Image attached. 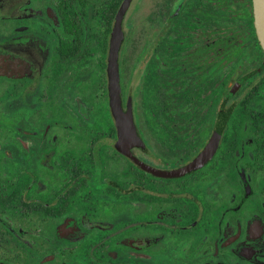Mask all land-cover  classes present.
Listing matches in <instances>:
<instances>
[{"label":"flooded vegetation","instance_id":"flooded-vegetation-1","mask_svg":"<svg viewBox=\"0 0 264 264\" xmlns=\"http://www.w3.org/2000/svg\"><path fill=\"white\" fill-rule=\"evenodd\" d=\"M123 1L0 0V264H264L252 0H130L113 113Z\"/></svg>","mask_w":264,"mask_h":264},{"label":"water","instance_id":"water-1","mask_svg":"<svg viewBox=\"0 0 264 264\" xmlns=\"http://www.w3.org/2000/svg\"><path fill=\"white\" fill-rule=\"evenodd\" d=\"M130 0H124L118 13L115 21V25L111 34L110 40V50L108 57V77H109V93L111 108L113 113L117 108L114 104L118 102L117 87H116V77H117V52L122 41V32H121V20L123 14L126 11V8ZM253 8V24L255 29V34L259 45L264 53V0H252ZM203 152L197 159L196 162H200L206 159V155Z\"/></svg>","mask_w":264,"mask_h":264},{"label":"rangeland","instance_id":"rangeland-1","mask_svg":"<svg viewBox=\"0 0 264 264\" xmlns=\"http://www.w3.org/2000/svg\"><path fill=\"white\" fill-rule=\"evenodd\" d=\"M145 4L147 5V2H145ZM146 9H144L142 12L144 13Z\"/></svg>","mask_w":264,"mask_h":264}]
</instances>
